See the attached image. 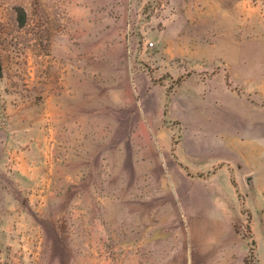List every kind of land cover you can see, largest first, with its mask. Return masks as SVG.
I'll use <instances>...</instances> for the list:
<instances>
[{
  "label": "rangeland",
  "instance_id": "obj_1",
  "mask_svg": "<svg viewBox=\"0 0 264 264\" xmlns=\"http://www.w3.org/2000/svg\"><path fill=\"white\" fill-rule=\"evenodd\" d=\"M0 66V264H70L139 190L197 210L182 264H264V0H0Z\"/></svg>",
  "mask_w": 264,
  "mask_h": 264
},
{
  "label": "crops",
  "instance_id": "obj_2",
  "mask_svg": "<svg viewBox=\"0 0 264 264\" xmlns=\"http://www.w3.org/2000/svg\"><path fill=\"white\" fill-rule=\"evenodd\" d=\"M175 152L179 165L188 168L179 156V149ZM182 194L191 200L202 197L197 191ZM151 195L144 190L136 191L127 198L125 205L112 194L102 196L97 206L98 225L93 239L94 251L78 255L70 264H182L191 261L193 252L196 251L195 255H198V250H194L192 237L188 238V245L191 243L193 251L184 249V231H190L193 236L190 215L197 210L187 209L183 213L181 208L173 206L178 205L177 201L182 199L178 192H175L172 200L165 192H159L156 197ZM152 197L164 199L161 203L163 207L152 206ZM184 225H187L186 230ZM257 232L255 238L260 258ZM91 244L89 240L84 242L86 248ZM106 247L113 252L111 256L105 253ZM209 255L213 256L212 248Z\"/></svg>",
  "mask_w": 264,
  "mask_h": 264
},
{
  "label": "trees",
  "instance_id": "obj_3",
  "mask_svg": "<svg viewBox=\"0 0 264 264\" xmlns=\"http://www.w3.org/2000/svg\"><path fill=\"white\" fill-rule=\"evenodd\" d=\"M18 13H20V15H21L22 12H21L20 9L18 10ZM19 24H20V25H23V24H24V19L21 18V17H20V22H19Z\"/></svg>",
  "mask_w": 264,
  "mask_h": 264
},
{
  "label": "water",
  "instance_id": "obj_4",
  "mask_svg": "<svg viewBox=\"0 0 264 264\" xmlns=\"http://www.w3.org/2000/svg\"><path fill=\"white\" fill-rule=\"evenodd\" d=\"M0 78H1V66H0Z\"/></svg>",
  "mask_w": 264,
  "mask_h": 264
}]
</instances>
